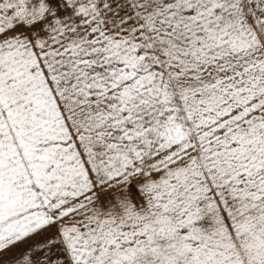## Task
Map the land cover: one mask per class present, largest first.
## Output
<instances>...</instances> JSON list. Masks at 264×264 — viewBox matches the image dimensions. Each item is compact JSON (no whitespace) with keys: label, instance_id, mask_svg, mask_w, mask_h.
I'll return each mask as SVG.
<instances>
[{"label":"snow or ice","instance_id":"6c2138e0","mask_svg":"<svg viewBox=\"0 0 264 264\" xmlns=\"http://www.w3.org/2000/svg\"><path fill=\"white\" fill-rule=\"evenodd\" d=\"M0 264H264V0H0Z\"/></svg>","mask_w":264,"mask_h":264}]
</instances>
